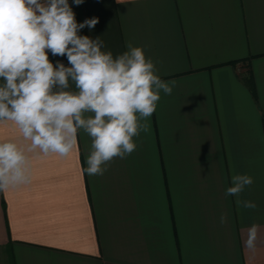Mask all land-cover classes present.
<instances>
[{"label":"crops","instance_id":"1","mask_svg":"<svg viewBox=\"0 0 264 264\" xmlns=\"http://www.w3.org/2000/svg\"><path fill=\"white\" fill-rule=\"evenodd\" d=\"M69 4L77 23L99 20L80 35L101 36L114 56L141 47L173 91L103 175L84 171L82 129L67 157L27 154L31 182L0 192V264H264V0ZM8 140L26 143L0 123ZM237 174L254 178L240 199L255 209L225 197Z\"/></svg>","mask_w":264,"mask_h":264},{"label":"clouds","instance_id":"2","mask_svg":"<svg viewBox=\"0 0 264 264\" xmlns=\"http://www.w3.org/2000/svg\"><path fill=\"white\" fill-rule=\"evenodd\" d=\"M98 22L77 23L69 0H0V123L11 122L26 142L0 141V192L31 182L28 153L67 157L81 129L92 139L84 171L103 175L114 157L136 149L133 137L147 131L140 120L156 111L161 91L172 93L174 82L159 77L141 47L129 42L114 56L101 36L79 34ZM49 53L66 57L68 66L54 65ZM253 184L250 175H234L225 197L255 209L254 202L240 199ZM256 234L252 225L249 249Z\"/></svg>","mask_w":264,"mask_h":264},{"label":"trees","instance_id":"3","mask_svg":"<svg viewBox=\"0 0 264 264\" xmlns=\"http://www.w3.org/2000/svg\"><path fill=\"white\" fill-rule=\"evenodd\" d=\"M246 86L249 88V91L251 93V95L253 96V98H256V92L252 83V78L250 76H248V78H245L244 80Z\"/></svg>","mask_w":264,"mask_h":264}]
</instances>
